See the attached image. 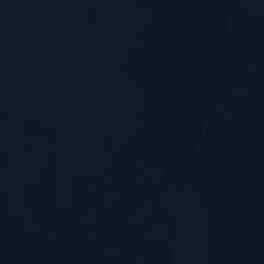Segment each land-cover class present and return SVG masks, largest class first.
I'll list each match as a JSON object with an SVG mask.
<instances>
[{
	"label": "water",
	"instance_id": "95a60500",
	"mask_svg": "<svg viewBox=\"0 0 264 264\" xmlns=\"http://www.w3.org/2000/svg\"><path fill=\"white\" fill-rule=\"evenodd\" d=\"M0 264H264V0H0Z\"/></svg>",
	"mask_w": 264,
	"mask_h": 264
}]
</instances>
